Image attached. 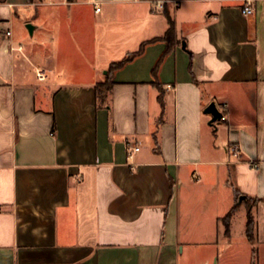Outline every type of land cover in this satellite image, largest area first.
<instances>
[{
    "label": "crops",
    "instance_id": "obj_1",
    "mask_svg": "<svg viewBox=\"0 0 264 264\" xmlns=\"http://www.w3.org/2000/svg\"><path fill=\"white\" fill-rule=\"evenodd\" d=\"M244 1L0 0V264H264V0ZM169 18L171 50L98 105ZM241 195L255 261L222 224Z\"/></svg>",
    "mask_w": 264,
    "mask_h": 264
},
{
    "label": "trees",
    "instance_id": "obj_2",
    "mask_svg": "<svg viewBox=\"0 0 264 264\" xmlns=\"http://www.w3.org/2000/svg\"><path fill=\"white\" fill-rule=\"evenodd\" d=\"M169 22H170V27L167 30L166 34L163 37H158V38H153L151 40H148L146 42H144L141 47L139 48V50H137L136 52L130 53L128 56H126L124 59L117 61V62H113L109 69H108V74L106 75V79L102 82H98L95 85V91H96V96L98 99V105H108L109 104V96L111 93V90L113 88V85L115 83L114 80V72L121 68L122 66H124L126 63H128L129 61L133 60L135 57H137L138 55H141L147 44L149 43H153L156 41H164L167 44V49L166 52H169L173 46L174 43V23L173 20L171 18H169ZM165 55V54H164ZM160 58V60L158 61V63L156 64V66L154 67V71L157 70L159 63L161 62V59L163 58V56ZM160 102L162 104V106L164 105V98H163V94H160ZM246 199L249 201L251 200L250 197H246ZM256 201V199H255ZM234 207L229 211V213L227 214V216L225 218H223V222L225 225V232L229 233L230 231V218L231 215L234 212ZM246 233L247 236L249 238V240L252 242L253 244V258L254 261L257 258V247L255 246V220H254V215L252 210L248 207V219H247V224H246Z\"/></svg>",
    "mask_w": 264,
    "mask_h": 264
},
{
    "label": "rangeland",
    "instance_id": "obj_3",
    "mask_svg": "<svg viewBox=\"0 0 264 264\" xmlns=\"http://www.w3.org/2000/svg\"><path fill=\"white\" fill-rule=\"evenodd\" d=\"M237 200H238V198H237ZM237 200H236V205L233 206L235 208L234 212L231 215V217H229L230 218L229 220H230V225H231L233 218H234V221H233L234 222V231H233L234 241L235 242H241V241H245L247 239L245 229H246V224H247V219H248V207L250 209H252V211H253V205L255 204L256 201L250 200L247 204V203H245V201H243V203H238ZM222 224L224 225L223 220H222ZM255 246H256V243H255Z\"/></svg>",
    "mask_w": 264,
    "mask_h": 264
},
{
    "label": "built area",
    "instance_id": "obj_4",
    "mask_svg": "<svg viewBox=\"0 0 264 264\" xmlns=\"http://www.w3.org/2000/svg\"><path fill=\"white\" fill-rule=\"evenodd\" d=\"M43 1H49V0H43ZM158 5H160L158 3ZM101 7L99 5H96V10L100 11ZM242 12L246 15H251L255 12V4H254V0H245L244 4L242 6ZM7 35L11 36V30L7 31ZM12 48V47H11ZM19 49H22V46L19 47ZM37 76L39 77V79L43 80L46 78L45 72L43 70H41L40 72L37 73ZM140 150L139 147H134L132 149L129 150L128 152V156L129 157H133V155L138 152ZM255 166V162L253 163Z\"/></svg>",
    "mask_w": 264,
    "mask_h": 264
},
{
    "label": "water",
    "instance_id": "obj_5",
    "mask_svg": "<svg viewBox=\"0 0 264 264\" xmlns=\"http://www.w3.org/2000/svg\"><path fill=\"white\" fill-rule=\"evenodd\" d=\"M29 30L32 32V26H28ZM205 112L212 115V118L210 120V124L222 119L223 113L218 109L216 104L214 102H211L206 108ZM245 196L241 195L239 197V203L243 201Z\"/></svg>",
    "mask_w": 264,
    "mask_h": 264
}]
</instances>
